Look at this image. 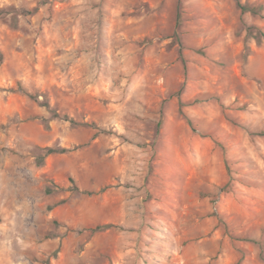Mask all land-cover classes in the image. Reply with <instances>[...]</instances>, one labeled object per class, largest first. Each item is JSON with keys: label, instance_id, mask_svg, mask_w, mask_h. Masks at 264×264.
Returning <instances> with one entry per match:
<instances>
[{"label": "rangeland", "instance_id": "rangeland-1", "mask_svg": "<svg viewBox=\"0 0 264 264\" xmlns=\"http://www.w3.org/2000/svg\"><path fill=\"white\" fill-rule=\"evenodd\" d=\"M0 264H264V0H0Z\"/></svg>", "mask_w": 264, "mask_h": 264}, {"label": "trees", "instance_id": "trees-1", "mask_svg": "<svg viewBox=\"0 0 264 264\" xmlns=\"http://www.w3.org/2000/svg\"><path fill=\"white\" fill-rule=\"evenodd\" d=\"M240 7H241V9H242L243 12L247 11L246 6H240ZM20 89H21V92H22L23 94H25L26 96H28V97H30V98H32V99H33V98H37V96H34V95L31 94L30 92H28L23 86H20ZM37 99H38V98H37ZM44 106L50 108V106H49L48 103H45ZM55 116L58 117L57 114H55ZM67 151H68V150L65 149V148L58 149V150L50 148V149H48V151H47V155H51V154H55V153H65V152H67ZM111 227H112V225L98 226L95 230H96V231H104V230H107V229H109V228H111Z\"/></svg>", "mask_w": 264, "mask_h": 264}]
</instances>
